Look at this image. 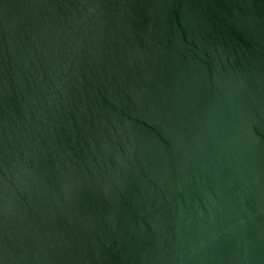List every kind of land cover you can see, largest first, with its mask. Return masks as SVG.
Masks as SVG:
<instances>
[{
	"label": "water",
	"instance_id": "95a60500",
	"mask_svg": "<svg viewBox=\"0 0 264 264\" xmlns=\"http://www.w3.org/2000/svg\"><path fill=\"white\" fill-rule=\"evenodd\" d=\"M0 264H264V0H0Z\"/></svg>",
	"mask_w": 264,
	"mask_h": 264
}]
</instances>
